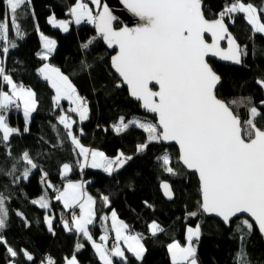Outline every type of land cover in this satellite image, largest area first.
<instances>
[{"label": "snow or ice", "instance_id": "1", "mask_svg": "<svg viewBox=\"0 0 264 264\" xmlns=\"http://www.w3.org/2000/svg\"><path fill=\"white\" fill-rule=\"evenodd\" d=\"M7 6L10 21L4 18L0 21V41L8 38L9 22L16 37L23 39V32L17 18V12L24 5H31L32 0H3ZM95 6L94 12L84 0H75L69 10L75 24L86 22L95 27L97 36L102 38L108 48L118 51L111 57V67L120 78L121 84L127 85L129 95L141 102L147 112L156 117V122L127 120L121 116L118 123L113 125L117 134L124 133L131 127L141 129L147 134L146 142L137 145V153L144 152L150 143L175 142L179 146L177 164L194 171L199 178L200 201L198 211L187 213V217H195L200 212L215 215L230 226L233 218L239 219L235 232L239 234V246L233 257V264H251L247 252L246 241L254 231V225L240 214H247L255 222V228L264 237V128L258 126L257 120L264 119V108L258 109L252 104L251 97H238L230 101L218 97L217 88L222 83V77L208 63L209 55L219 57L241 65L242 57L247 53L237 40L229 33L225 17L232 18L235 13H243L247 23L254 33L264 34V22L259 13L264 8H258L243 0H233L216 19H207L203 10V0H123L125 7L142 21L136 27L116 29L113 21L116 19L102 0H90ZM34 16V12L32 13ZM48 22L62 31H69V22L49 17ZM211 36V43L205 39V34ZM96 37L81 45L87 51ZM44 51L39 53L41 59L48 60L56 47V41L41 35ZM227 40L228 47L222 48L221 41ZM17 44L12 43L11 48ZM10 49L3 47L7 55ZM91 65L82 61V70H91ZM40 76L55 90L54 103L59 105L61 100H67L73 107L70 111L77 113L81 122L88 119V102L81 97L69 77L57 67L48 63L38 69ZM256 83L264 89V79ZM158 86V90H153ZM7 87L8 91L3 89ZM264 106V101L260 102ZM23 106L25 119L24 132H28V121L36 110L35 93L31 88L14 82L13 77L6 72L0 62V133L3 142L9 141L12 134H18V128L9 126L6 113L13 107ZM238 107L248 108V118L242 119L236 111ZM59 124L66 130L77 155L83 158L80 168L90 167L101 169L108 176L121 170L133 156L118 153L115 158H109L102 151L84 147L79 138L73 134V123L67 115L58 117ZM56 128V125H53ZM83 130L81 129V135ZM10 156V151L8 152ZM90 158V159H89ZM163 170L169 175H179L181 170L172 166V160L167 151L157 157ZM26 167L21 176L28 180L33 169L38 165L25 151L20 157ZM16 165L5 175L13 176L17 183L21 177L14 176ZM42 171V170H41ZM71 171L70 165L62 166V177L66 178ZM47 173H43L42 181H46ZM161 188L168 199L173 198L169 183L162 182ZM45 187H54L46 183ZM55 199L62 202L64 209H79L71 213L70 220H62L66 231H75L92 242L102 264H113V258L126 261L125 252L119 241L123 240L127 251L133 253L139 260L144 252V246L137 235H125L127 225L117 219L116 212L111 215L112 229L117 243L110 249L107 247L106 235L100 237L105 243H96L89 232L96 212L95 199L84 190L83 182L68 181L62 190L57 189ZM6 197L0 192V244L12 258L22 254L27 261L34 257L26 250H16L3 235L7 227L8 209ZM105 206L110 203L108 195H101ZM47 209L49 204L46 197L33 200ZM17 216L23 217L20 212ZM186 217V218H187ZM49 231H52V218L45 216ZM152 234L162 231L153 222L150 226ZM202 235L201 225L189 226L186 229V243L172 242L168 245L171 264H199L197 245ZM77 250L83 244L76 245ZM9 264H19L15 259ZM41 264H55L51 257H46ZM66 264H78L73 255Z\"/></svg>", "mask_w": 264, "mask_h": 264}, {"label": "trees", "instance_id": "2", "mask_svg": "<svg viewBox=\"0 0 264 264\" xmlns=\"http://www.w3.org/2000/svg\"><path fill=\"white\" fill-rule=\"evenodd\" d=\"M232 2L203 0L206 18H218L217 14ZM243 2L252 3L258 10L264 8V0ZM73 4L75 0H32L30 6L24 5L17 12L23 39L16 37L9 22L8 38L0 41V62L14 82L34 91L37 104L27 125L28 132L23 131L25 123L19 109L12 108L7 112L9 126L18 128L19 133L12 134L7 142L0 140V192L8 197V220L3 235L8 245L18 251H28L34 260L29 262L22 254L12 258L0 244V264H8L13 259L19 264H40L46 257H51L55 264H64L73 255L80 264H101L90 241L75 231H66L61 221L65 210L55 199L57 193L54 189H60L66 181L74 179L82 180L85 191L96 201V216L93 224L88 226L93 240L101 241L102 235L111 232L109 215L112 210L128 226V232L142 237L145 252L141 259L125 252L126 261L114 258L113 264H171L168 244L173 240L184 243L186 228L197 224L201 225L202 231L197 245L199 264H233L240 243L239 234L235 232L239 219L234 218L226 227L217 218L206 217L202 212L195 217H187V213L198 211L199 183L195 174L177 164V148L153 141L144 152L137 153V145L146 142V133L136 127L121 134L113 130V125L118 123L121 116L126 121L136 119L155 123V119L130 99L126 88L122 85L116 87L120 81L111 69L113 51L105 47L93 25L70 22L69 31L62 32L48 22L49 17L53 16L68 20ZM259 14L264 22V13ZM4 18L10 21V14L6 4L0 0V21ZM225 23L247 54L242 57L243 62L239 66L208 61L222 77L217 95L225 101L251 97L252 104L262 109L264 106L260 102L264 101V89L256 81L258 78L264 79V34L254 33L243 13H235L231 19L225 17ZM38 30L56 41V47L46 61L67 75L78 94L87 100V120L81 122L75 114L68 112L66 101L59 102V105L54 103L50 85L38 72L44 62L38 55L41 52ZM93 37H96L94 43L87 51L83 50L81 45ZM12 43H16L17 47L11 48ZM4 46L10 49L7 55L3 53ZM82 61L92 66L90 71L82 70ZM3 90H7V87ZM236 111L242 119L248 118L247 107H238ZM63 113L71 115L73 134L83 146L102 151L109 158L123 152L133 156V159L112 176L101 169H81L78 150L58 122V117ZM257 123L264 128V119L258 118ZM53 125H56L55 129ZM25 151L38 165L28 180L21 176L26 164L20 157ZM165 151L171 157L172 166L181 170L179 175H169L163 170L157 157ZM65 163L71 168L66 178L61 175ZM13 164L16 165L14 176L21 177L17 183L13 182V176L5 175ZM45 172L47 179L42 181ZM162 182H168L172 188L173 199L170 201L165 200L160 192ZM46 183L54 187L47 188ZM102 194L109 196L108 206L101 201ZM42 195L47 198V209L32 203ZM17 212L22 213L23 217L17 216ZM46 213L52 216V231L44 223ZM65 220H70V217L66 216ZM152 222H156L162 231L150 234L149 225ZM78 243L83 244L79 250L76 247ZM246 248L251 264H264V240L255 226L247 238Z\"/></svg>", "mask_w": 264, "mask_h": 264}, {"label": "water", "instance_id": "3", "mask_svg": "<svg viewBox=\"0 0 264 264\" xmlns=\"http://www.w3.org/2000/svg\"><path fill=\"white\" fill-rule=\"evenodd\" d=\"M102 4H106L110 10V12L112 13V15L114 17H116V19L113 21V27L116 28V29H119V28H123V27H129V28H133V27H136L137 25L141 24L142 21H140V19L138 17H136L133 13H131L126 7L125 5L123 4V0H102ZM216 19V18H214ZM212 20V19H210ZM226 24V23H225ZM227 26V25H226ZM228 27V26H227ZM229 31V29H228ZM230 33V31H229ZM231 34V33H230ZM205 39L207 42L211 43V36L209 34H205ZM102 42L104 43V41L102 40ZM105 47H107V45L104 43ZM221 47L222 48H227L228 47V44H227V40H224V41H221ZM108 48V47H107ZM109 51H113V55L116 54V52L118 51V49L116 48H108ZM112 55V56H113ZM207 61L209 60H213L219 64H222V65H234V66H239V65H235L233 64L232 62L230 61H223L221 60L219 57H214V56H211L209 55L208 57H206ZM209 63V62H208ZM110 64H111V59H110ZM210 65V64H209ZM211 66V65H210ZM112 69V67H111ZM112 71L114 72V74L116 75V77L118 78V80L120 81V78L118 76L117 73H115L114 69H112ZM124 88H126L127 90V93L129 95V91H128V88H127V85L125 84H121ZM153 90H158V86H153ZM130 99L136 101L139 105H140V108L141 110H143L144 112L154 116V119H155V122H156V117L154 114L152 113H149L147 112L145 109L142 108L141 106V102L137 101L136 99H134L133 97H131L129 95ZM163 143L164 145H173L177 148V152H178V156H179V146L175 144V142H161ZM182 166V165H181ZM183 167V166H182ZM187 172H190V173H193L196 175L197 177V180H198V183H199V178H198V174L195 173L194 171H191V170H188L186 168H184ZM120 171V170H119ZM117 173V172H116ZM168 183V182H167ZM161 185V184H160ZM160 192L163 196V198L167 201H170L172 199H168L164 193H163V189L161 188L160 186ZM204 214V213H203ZM206 217H214V218H217L218 220H220L222 222V220L218 217H216L215 215H209V214H204ZM240 217H243V218H247L249 219V221L251 223H253V225L255 226V222L251 220L250 217L247 216V214H240ZM234 219V218H233ZM223 223V222H222ZM224 224V223H223ZM225 225V224H224ZM226 227H228L227 225H225ZM258 230V229H257ZM259 232V231H258ZM260 234V233H259ZM263 240H264V237H262Z\"/></svg>", "mask_w": 264, "mask_h": 264}, {"label": "crops", "instance_id": "4", "mask_svg": "<svg viewBox=\"0 0 264 264\" xmlns=\"http://www.w3.org/2000/svg\"><path fill=\"white\" fill-rule=\"evenodd\" d=\"M86 2L88 3L89 1L88 0H86ZM92 9H93V11H95V8L94 7H91ZM69 14H70V12H69ZM56 20H64V21H68L69 23L70 22H73L74 23V21H73V18H72V16L70 15V17H69V19L68 20H65V19H56ZM83 22V21H82ZM81 22V23H82ZM75 24V23H74ZM52 25V24H51ZM53 26V25H52ZM54 27V26H53ZM56 28H58V29H60L59 27H56ZM61 30V29H60ZM40 38V37H39ZM43 52V50H42V48H41V52L40 53H42ZM45 63H48V61H46V60H44V62H43V64H45ZM43 64L40 66V67H42L43 66ZM48 64H50V63H48ZM51 65V64H50ZM51 66H53V65H51ZM53 67H55V66H53ZM51 87V86H50ZM52 89V88H51ZM4 91H8V88H7V90H4ZM52 91H53V96H55V90L54 89H52ZM61 101H66L67 103H68V109H67V111L68 112H70V113H72V114H75L76 116H77V118L79 119V116H78V114L77 113H73V112H71L70 111V108L71 107H73V105H71L67 100H61ZM60 101V102H61ZM15 107H13V109H14ZM21 111V115H22V117L24 118V115H23V108H22V105H21V107L19 108V112ZM62 115H67L68 117H70V119L72 120V118H71V115H69L68 113H63ZM73 121V120H72ZM24 123H25V119H24ZM13 128V127H12ZM3 135V134H2ZM84 147H86V146H84ZM86 148H89V149H93V148H90V147H86ZM78 150V149H77ZM93 150H96V149H93ZM97 151H99V150H97ZM90 159V158H89ZM81 162H83V158L81 157V161H80V163ZM84 168H90V167H84ZM70 181H72V180H70ZM66 182H68V181H66ZM65 182V183H66ZM73 182V181H72ZM81 182H83L82 180H81ZM64 183V184H65ZM84 183V182H83ZM63 184V185H64ZM62 188H63V186L60 188V190H62ZM84 190H85V188H84ZM88 194V193H87ZM89 195V194H88ZM61 205H62V208L64 209V207H63V204H62V202H61ZM64 210H66V209H64ZM109 218H110V225H112V219H111V213H110V215H109ZM95 219V218H94ZM110 233L112 234V236L114 237V239H116V236H115V232H114V230L112 229V226H111V229H110ZM125 235H126V233H124ZM100 242V241H99ZM102 242V241H101ZM123 240H120L119 241V244H122V245H120L121 246V248H122V250L124 251V252H128L127 251V248H126V246H125V243H124V245H123ZM90 243H91V246H92V242L90 241ZM93 248V247H92ZM94 249V248H93ZM94 251H95V253H96V250L94 249ZM129 253V252H128ZM133 254V253H132ZM97 255V254H96ZM97 257H98V259H99V261H100V263L102 264V261L100 260V258H99V256L97 255ZM114 258H117V257H114ZM113 258V259H114ZM66 262V261H65ZM41 264V263H40Z\"/></svg>", "mask_w": 264, "mask_h": 264}, {"label": "rangeland", "instance_id": "5", "mask_svg": "<svg viewBox=\"0 0 264 264\" xmlns=\"http://www.w3.org/2000/svg\"><path fill=\"white\" fill-rule=\"evenodd\" d=\"M89 4V7L91 8V7H94L95 8V6H93V5H91V3H88ZM72 6H74V4L72 5ZM71 6V7H72ZM56 28V27H55ZM58 29V28H57ZM60 30V29H59ZM60 31H62V30H60ZM62 32H64V31H62ZM38 34H39V37H40V41H41V48H42V50L44 51V48H43V41L41 40V35H44L42 32H40L39 30H38ZM44 36H46V35H44ZM47 38H49V39H52V38H50V37H48V36H46ZM53 40V39H52ZM25 88H28V87H25ZM22 108H23V106H22ZM23 120H24V118H23ZM30 120V119H29ZM28 123H29V121H28ZM28 125V124H27ZM70 172V171H69ZM69 172L67 173V174H69ZM73 182H81V180L79 179H74V180H72ZM90 195V194H89ZM41 197H43V195L42 196H40V197H38L36 200H40V198ZM114 210H112L111 211V215H112V212H113ZM117 215V214H116ZM45 216H49V217H51L52 218V216L51 215H49V214H47L46 213V215ZM45 216H44V223H45V225L47 226V228L49 229V227H48V224L45 222ZM117 219L119 220V221H122L121 219H119L118 218V216H117ZM124 224H125V222L124 221H122ZM153 223V222H152ZM152 223H150V225L152 224ZM156 223V222H155ZM157 224V223H156ZM149 225V226H150ZM112 226V225H111ZM196 226V225H195ZM195 226H192V227H195ZM189 227V226H188ZM187 229V228H186ZM149 232H150V234H152V231L150 230V227H149ZM157 232H159V231H157ZM156 232V233H157ZM125 233H126V235H137V236H139L140 237V243L144 246V243H143V241H142V237L139 235V234H137V233H131V232H128L127 231V229L125 230ZM95 241V240H94ZM179 242L181 245H184L185 243H186V231H185V242L184 243H181L180 241H178V240H173V241H171L170 243H172V242ZM96 243H100L99 241H95ZM102 242H104V241H102ZM124 243L125 242H123V245H124ZM169 243V244H170ZM168 244V245H169ZM120 245H122V244H120ZM167 251H168V246H167ZM144 252H145V247H144ZM144 252H143V254H142V256H141V258L143 257V255H144ZM130 253V252H129ZM130 254H132V253H130ZM132 255H134V254H132ZM168 255H169V259H170V262H171V257H170V254H169V252H168ZM71 258V257H70ZM70 258H67V259H70ZM140 258V259H141ZM66 259V260H67ZM77 259V258H76ZM77 262H78V264H80L79 263V261L77 260ZM9 264V263H8ZM64 264H66V262L64 263Z\"/></svg>", "mask_w": 264, "mask_h": 264}, {"label": "built area", "instance_id": "6", "mask_svg": "<svg viewBox=\"0 0 264 264\" xmlns=\"http://www.w3.org/2000/svg\"><path fill=\"white\" fill-rule=\"evenodd\" d=\"M85 1L86 0H84V2ZM87 25H91V24L87 23ZM56 190L57 189H54L55 193H57ZM59 205H61V202H59ZM72 212H76L78 214L79 209L76 208V209H71V210H65V213L61 216V221L65 220L66 216H69L71 218V213ZM106 236L108 237L107 242H106L107 243V247L110 249L112 246H114L117 243V241H116V239H114V237L110 233H108ZM101 243L103 244L105 242H101Z\"/></svg>", "mask_w": 264, "mask_h": 264}]
</instances>
